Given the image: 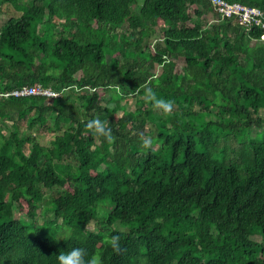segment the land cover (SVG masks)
Listing matches in <instances>:
<instances>
[{"label": "trees", "instance_id": "obj_1", "mask_svg": "<svg viewBox=\"0 0 264 264\" xmlns=\"http://www.w3.org/2000/svg\"><path fill=\"white\" fill-rule=\"evenodd\" d=\"M223 1L261 17L210 0H0L15 12L0 25V264H57L72 246L102 264H264V0ZM37 85L59 95L4 96ZM97 116L113 140L86 127Z\"/></svg>", "mask_w": 264, "mask_h": 264}, {"label": "clouds", "instance_id": "obj_2", "mask_svg": "<svg viewBox=\"0 0 264 264\" xmlns=\"http://www.w3.org/2000/svg\"><path fill=\"white\" fill-rule=\"evenodd\" d=\"M248 8H252V7H248ZM146 91L148 93V98L153 101L154 108L163 110L165 112L170 111L172 109L173 101L157 96L156 92L151 87H148ZM86 127L88 129H91L97 135L102 136L109 141L115 138L113 135L112 128L108 126V122L106 120L100 119L98 116L89 119L86 123ZM141 142L142 145L147 146L150 145L152 141L151 138L144 137L142 138ZM109 241L112 248L116 250H120L121 248L120 233L117 232L112 234L109 237ZM56 259H57V264H102L101 257H99L98 255H89L88 250L82 246H72L67 249L61 250L58 254H56Z\"/></svg>", "mask_w": 264, "mask_h": 264}, {"label": "rangeland", "instance_id": "obj_3", "mask_svg": "<svg viewBox=\"0 0 264 264\" xmlns=\"http://www.w3.org/2000/svg\"><path fill=\"white\" fill-rule=\"evenodd\" d=\"M132 9L134 11H138V6L132 5ZM11 12L15 13L11 7L8 8L6 4L0 5V25L3 24L8 19ZM213 18L214 17H213L212 13H209L208 15H206L207 21H212ZM155 38H160L158 33H155V35L151 38V40L155 39ZM181 67H182V62L178 61L176 70L180 71ZM109 97H110V93L108 95H105L102 98L101 104L102 105L107 104ZM134 102H135L134 97H125L121 100V103L123 105H126L127 109L130 111H133L135 109ZM259 115L264 116V110L260 111ZM14 119H15V117H14ZM21 132H23V133L27 132V133H31V134L35 135L38 138L39 143L42 145H47L49 143V141L51 139H53V137H54V135L52 133L39 134V131L36 132L35 129L34 130H26V124L25 123L23 124V126H21ZM3 133L5 134V136L8 135V130H6V128H5ZM37 213L39 214V218H38L39 222H42L44 219L47 221L52 219L51 213H47L46 215L43 216V212H42L41 208L38 210ZM15 216H18V212L15 213ZM93 227H94V224H91L89 226V229L93 230ZM46 228H47V233L50 237H54V238L60 239V240L67 239L72 234L71 228L69 226H66V225L65 226L55 225V226L46 227ZM94 229H95V227H94ZM41 230H43V229H41ZM252 239L255 241H260L261 237L259 235H255V236H252Z\"/></svg>", "mask_w": 264, "mask_h": 264}, {"label": "built area", "instance_id": "obj_4", "mask_svg": "<svg viewBox=\"0 0 264 264\" xmlns=\"http://www.w3.org/2000/svg\"><path fill=\"white\" fill-rule=\"evenodd\" d=\"M212 5L223 15L230 17L232 15L238 16L242 24L251 22L253 15L261 16V12L254 8H248L240 4H229L223 0H210ZM59 94L54 92L51 88H43L40 85L31 87H22L14 89L13 91L4 94L5 97H33V96H46L56 97Z\"/></svg>", "mask_w": 264, "mask_h": 264}]
</instances>
